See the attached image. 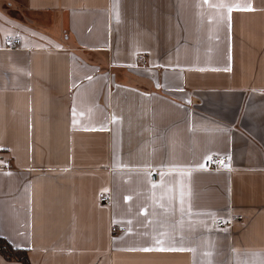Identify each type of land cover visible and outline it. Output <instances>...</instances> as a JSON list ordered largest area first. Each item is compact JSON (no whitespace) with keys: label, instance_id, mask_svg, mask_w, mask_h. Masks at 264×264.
Segmentation results:
<instances>
[{"label":"crops","instance_id":"crops-1","mask_svg":"<svg viewBox=\"0 0 264 264\" xmlns=\"http://www.w3.org/2000/svg\"><path fill=\"white\" fill-rule=\"evenodd\" d=\"M0 14V232L30 264H264V0H0ZM210 155L230 167L188 174ZM144 234L190 250H125Z\"/></svg>","mask_w":264,"mask_h":264},{"label":"snow or ice","instance_id":"snow-or-ice-1","mask_svg":"<svg viewBox=\"0 0 264 264\" xmlns=\"http://www.w3.org/2000/svg\"><path fill=\"white\" fill-rule=\"evenodd\" d=\"M206 2V0H205ZM220 9L223 11V9L227 8V15L224 16L222 15L221 16V23H227L228 26H229V29H230V16H231V12L234 10L232 7L230 6H227V5H220L219 6ZM235 10H252L251 7L249 6L247 9H241L239 5H236L235 6ZM6 18L3 17V14H0V21H3L5 20ZM227 70H230V69H227ZM89 79L91 80L92 77H89ZM75 115H76V112H75V109L73 110V116H74V119H73V125L75 126L78 121H76L75 119ZM111 123H116V117L113 116V119L111 121ZM87 130V129H86ZM91 130H106V129H91ZM212 156H208L203 163H201L198 168H190L188 169V174L191 175L193 172L197 171V170H206L207 169V165L212 162ZM230 160V158H229ZM221 167L223 168H229L230 167V164L229 163H225V161L223 159H220L219 161ZM151 171H158V169H151ZM151 174V172H149V175ZM10 175V173H9ZM161 175V180L163 181L166 177V175H168V173H164V172H161L160 173ZM153 187H158L157 185H153ZM187 213V215L189 216H209V217H212L213 214L212 213H193L192 211L189 210H186L184 207H183V200H181V213L184 214V213ZM141 215L143 216H147L148 215V211L147 209L143 210L141 212ZM229 221L228 220H225V223L227 224ZM114 223H123L121 221H114ZM127 223L129 225H131L132 221H127ZM147 223H152L151 220H148ZM228 229L225 228L223 229V231H227ZM209 231H211V229H209ZM136 233H133L132 229L129 228V231L125 233V235H134ZM145 235V239L146 240H150L151 243L149 246L147 247H131V248H128V249H125L126 251H142V252H151V251H185V250H190V249H185L184 247L180 246L182 245L183 243V236L179 237V239H175V238H170V239H161L160 238V234H157L156 236H147V234H144ZM0 240H3V241H6L8 245H10L14 250L16 251H27V250H34V249H29L28 247V242L25 240V241H21V242H18L16 241L15 239H13L12 237L10 236H7L5 235L3 232H0ZM0 264H6L5 260L3 257H0Z\"/></svg>","mask_w":264,"mask_h":264},{"label":"built area","instance_id":"built-area-1","mask_svg":"<svg viewBox=\"0 0 264 264\" xmlns=\"http://www.w3.org/2000/svg\"><path fill=\"white\" fill-rule=\"evenodd\" d=\"M20 45V39L19 38H13L11 39L8 44H7V47L10 48V49H13V48H17L18 46ZM137 59L141 61L142 64H146V60H144L141 56H137ZM212 162H210L208 165H207V169L208 170H213V169H220V168H223L221 167L219 161L220 159H223L225 161V163H228V158L226 156H213L212 157ZM156 173L157 171H151V175L153 177L156 176ZM99 201L103 204H110L111 202V198L108 194L106 193H100L99 194ZM242 216L241 215H238L236 216L235 218L233 219H236V220H241ZM229 223H225V220L222 219V218H217L214 220V225L216 227H225L227 226ZM126 230V228L122 225H114L112 224L111 227H110V231L111 233L115 234V233H122Z\"/></svg>","mask_w":264,"mask_h":264},{"label":"trees","instance_id":"trees-1","mask_svg":"<svg viewBox=\"0 0 264 264\" xmlns=\"http://www.w3.org/2000/svg\"><path fill=\"white\" fill-rule=\"evenodd\" d=\"M0 253L7 259H18L23 264H30L26 251H16L3 240H0Z\"/></svg>","mask_w":264,"mask_h":264}]
</instances>
